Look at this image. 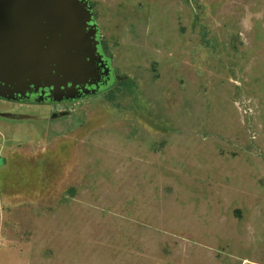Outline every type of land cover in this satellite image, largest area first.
<instances>
[{
	"label": "rangeland",
	"instance_id": "obj_1",
	"mask_svg": "<svg viewBox=\"0 0 264 264\" xmlns=\"http://www.w3.org/2000/svg\"><path fill=\"white\" fill-rule=\"evenodd\" d=\"M61 1L110 79L0 97V264H264V0Z\"/></svg>",
	"mask_w": 264,
	"mask_h": 264
},
{
	"label": "water",
	"instance_id": "obj_2",
	"mask_svg": "<svg viewBox=\"0 0 264 264\" xmlns=\"http://www.w3.org/2000/svg\"><path fill=\"white\" fill-rule=\"evenodd\" d=\"M38 1L0 0V97L8 99L13 97L6 96L8 86L27 88L29 92H34L38 87L46 85L50 86L49 89L58 87L56 84L60 78L68 79L71 85H78L82 88L92 86L97 90L103 84L105 85L110 79L109 72L108 74L104 72V79H101L102 75H99L102 73L101 66L97 60V63L94 62L96 56L90 58L93 55L89 51L90 48L98 43L94 34L79 29H76L79 31L72 32L66 30V26L63 27L71 14L68 1L51 2V7L46 10L49 14L47 23L49 27L44 28V33L35 29L38 36L39 34L50 36L51 40H48V43H44L43 39L31 34L27 29H18L17 25L13 26L18 16V14L15 16L14 9L33 13L35 7L38 6L36 3ZM53 26L60 29L56 36L53 30H50ZM20 30L25 31L23 38L18 37ZM44 53L49 54L50 61L44 60ZM55 69L57 70L56 75L53 72ZM88 78L91 79L88 83H81L86 82ZM105 79L106 81L102 84ZM49 89L50 93L52 90L49 91ZM14 99H20V95H15Z\"/></svg>",
	"mask_w": 264,
	"mask_h": 264
},
{
	"label": "trees",
	"instance_id": "obj_3",
	"mask_svg": "<svg viewBox=\"0 0 264 264\" xmlns=\"http://www.w3.org/2000/svg\"><path fill=\"white\" fill-rule=\"evenodd\" d=\"M124 83H121L120 85H119V87L120 86H122ZM128 84V83H127ZM126 85V84H125ZM128 87H129V84H128ZM118 89V87L117 88H115V91ZM129 90V88H126V91H128Z\"/></svg>",
	"mask_w": 264,
	"mask_h": 264
}]
</instances>
